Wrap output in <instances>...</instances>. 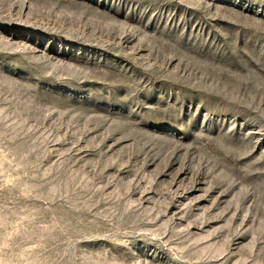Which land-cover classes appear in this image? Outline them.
<instances>
[{
    "label": "rangeland",
    "instance_id": "rangeland-1",
    "mask_svg": "<svg viewBox=\"0 0 264 264\" xmlns=\"http://www.w3.org/2000/svg\"><path fill=\"white\" fill-rule=\"evenodd\" d=\"M0 264H264V0H0Z\"/></svg>",
    "mask_w": 264,
    "mask_h": 264
}]
</instances>
